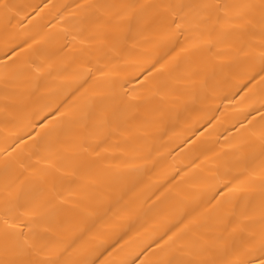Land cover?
<instances>
[{
    "label": "bare ground",
    "instance_id": "1",
    "mask_svg": "<svg viewBox=\"0 0 264 264\" xmlns=\"http://www.w3.org/2000/svg\"><path fill=\"white\" fill-rule=\"evenodd\" d=\"M0 264H264V0H0Z\"/></svg>",
    "mask_w": 264,
    "mask_h": 264
}]
</instances>
